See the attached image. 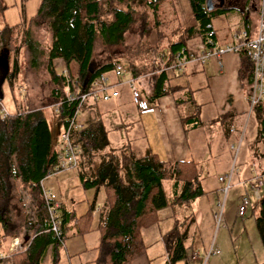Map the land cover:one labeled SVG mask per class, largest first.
I'll use <instances>...</instances> for the list:
<instances>
[{
  "label": "trees",
  "instance_id": "obj_1",
  "mask_svg": "<svg viewBox=\"0 0 264 264\" xmlns=\"http://www.w3.org/2000/svg\"><path fill=\"white\" fill-rule=\"evenodd\" d=\"M186 1L194 26H176L169 33L170 36L178 31L176 39L169 41L161 31L165 21L160 16L162 6H171V0H38L35 20L31 23L40 24L48 36L44 70L49 89L42 106L59 103L51 111L59 118L62 128L75 107L74 103H60L65 93L86 89L94 77L111 69L112 60L109 59L93 64L94 46L99 44L113 57L122 60L124 56L120 47L127 33L137 32L141 37H146L154 31L155 47L152 51L157 52L159 43L163 42L167 52L164 66H169L174 53L184 47L186 40L194 35L201 37L210 19L211 12L205 10V0ZM3 9L5 7L0 0V12ZM25 32L21 43H26L24 50L29 55L28 58L26 56L27 65L35 68L38 65L36 58L41 51L33 47ZM241 55L244 56L243 53ZM54 59L62 63L64 75L55 72L52 65ZM140 68L143 70L145 67ZM127 69L131 75H135L131 65L127 64ZM148 71L151 72L152 68H148ZM157 94L153 91L150 97L153 99ZM252 107L259 114L260 123L264 124V101ZM45 116L41 107L3 117L0 114V227L7 239L17 237L21 231L29 233L23 246L1 258L0 264H42V256L49 245V264H56L66 228L73 229L71 235L97 231L92 264H126L144 253L145 244L141 240L140 229L156 222L157 210L187 204L204 192L190 161H164L153 153L137 157L127 147L121 146L118 155L112 152L100 155L91 174L78 175L83 189H93L92 197L86 209L78 215L58 206L60 235L56 237L49 230L40 185L47 174L56 171L57 143L56 147L51 146ZM70 135L72 141L79 145L78 158L82 155L83 161L92 165L94 153L106 144L101 122L97 119L86 122L72 129ZM164 179L169 182V195L161 184ZM98 190L101 197L97 205ZM20 192L24 193L32 207L31 220L26 215ZM249 209L254 215V225L263 251V259L255 264H264V195L254 199ZM71 218L74 226L68 223ZM188 218L191 221L190 215L184 219L187 221ZM185 220L173 224L161 234V241L167 250L165 264L186 259L183 242L189 223Z\"/></svg>",
  "mask_w": 264,
  "mask_h": 264
},
{
  "label": "crops",
  "instance_id": "obj_2",
  "mask_svg": "<svg viewBox=\"0 0 264 264\" xmlns=\"http://www.w3.org/2000/svg\"><path fill=\"white\" fill-rule=\"evenodd\" d=\"M206 1L210 9L205 10L211 12L208 24L213 30V41L217 45L230 44V36L235 31H243L248 37L252 36L257 20L258 0ZM170 7H172V4ZM187 8L189 13L188 4ZM171 11L172 18L174 19L173 22L175 20L178 21L173 8H171ZM189 17L191 18L190 13ZM188 26H194L192 19L184 27ZM177 34L178 31L173 34L175 39ZM199 40L200 36L194 35L185 41L183 49L187 57H195L197 52L196 46ZM6 41L8 40L6 39ZM242 53L225 54L214 60H206L202 63L191 60L181 70L177 71L168 68L173 63V60L169 66H164L167 52L161 49L145 65L147 68L143 69V72L140 68L134 70L135 75H131L129 70L124 68L118 61L112 60V62L120 64L130 76L138 78L140 97L152 110L140 113L130 102L129 93L124 85L117 87L118 95L115 99L84 105L79 111L76 121L82 125L89 121L99 120L105 130L106 144L94 153L92 165L83 161L82 155L79 156L77 164L74 167L79 170L78 175L81 173L83 176L91 174L100 155L105 152H112V154L118 155L121 146L127 147L137 157L146 153H153L158 159L164 161L188 160L193 163L197 175L200 169L212 171L211 174L216 173L215 181L206 189L203 183L201 185L204 179L200 180L198 175L200 187L204 192L190 200L187 204L182 205L189 206L193 204L196 198L206 194L210 190H221L222 182H219L217 177L230 170L231 175L226 191L230 185H240L242 189L236 191L234 194L235 206L233 207V211L231 213L225 212L224 222L228 223L225 227L226 229L228 227L242 228L247 240L252 236V240H254V236H257L259 241L253 221L254 215L245 216L244 219H241L244 213L241 216H237L235 213L238 198L243 193L248 195V208H250L251 202L254 201L248 191L247 180L254 174L264 173V168L259 169V166H257L258 170L255 168V164L258 163L259 159L262 162L264 161V124L260 123L261 120L257 111L252 109L253 107H249L246 85L250 81L251 69L249 62L244 58L245 56L241 55ZM52 65L60 69L59 73L63 71L61 62L53 60ZM148 68H152V71H148ZM107 73L109 74V71ZM3 81V74L0 72V89L2 88V92L0 91L1 108L5 111L6 115L16 113L19 111L18 108L24 105V102L22 101V106L15 105L14 100L10 96L9 85H6L4 88ZM19 88L23 90L24 87ZM21 90L17 92L19 97ZM153 91H156L158 94L157 97L152 99L150 96ZM4 96H7L5 101H9L7 105L5 101L3 104L1 103L2 99L4 100ZM27 99L30 98L28 97ZM108 114L112 116L109 117L107 116ZM248 119L254 125L251 135V139L254 142L248 145L251 162L249 165L239 169V177H237V168L235 169L230 164L229 155L232 152L233 154L238 152L241 140L240 131ZM113 134H118L119 138L123 136L124 139L115 142ZM54 147H56V143ZM80 160L82 162L79 165ZM232 176L235 177V181H233ZM259 177L261 179L259 196H262L264 195V176ZM66 182L67 177L60 178L57 185L58 187L62 184V191L66 195L65 201L62 202L59 199L53 198L51 193L49 194L50 198L55 201L57 200L58 206L61 205L66 212L71 211L74 215L81 214L84 211V207L80 209L82 204L79 205V202L85 201L86 203L93 192L82 188L81 180L78 176V180L73 184L76 198H71L72 194H70L69 190L71 184ZM84 191L87 192L86 196L83 195ZM164 191L167 195L170 194L168 187ZM100 197L101 192L98 190L96 193L97 205L100 203ZM170 207L175 208L176 204ZM164 208L157 210V220L155 223L140 229L141 240L145 244L144 253L126 264L167 263V250L161 241V234L167 231L179 218L173 219L170 216L165 220L164 224L160 225L161 219L166 218V216L159 217V214L162 215ZM201 209L202 206L197 204L195 211L188 212L187 215L191 216V224H200V226L207 223L210 224V218L212 219L215 213L210 210L209 206H205V212L201 211ZM200 219L205 220L200 221ZM68 223L74 226L73 218ZM245 225L249 228V232L246 230ZM72 232L73 229L71 228L64 229L65 238L62 246L59 248L56 264H92L91 261L95 255L93 247L97 243L98 235L92 237V244H87L84 242L85 238L83 235H87V232L71 235ZM88 232L90 234L95 231L91 230ZM26 233L28 231H21L17 239H20V237L24 239ZM9 241L10 239L2 235L0 227V253L5 255L10 253L8 252ZM212 244L209 246L215 247L213 248L217 250L215 253H209V246L206 249L203 247L201 249L190 248L186 247L183 243L186 259L182 260L187 263H180V260H176L171 264H228L230 261L237 264V255L233 259L230 256L224 257L225 255H222L218 250L215 242ZM221 248L223 249V247ZM231 249L232 246L228 245V250ZM239 252V261L242 264H250L248 257H251L252 253H248V249L245 248L244 243H242ZM50 255L51 246L49 245L45 248L42 256V264H44L45 258L48 261L46 264L50 263ZM191 255H194V257L191 258ZM260 259L254 260L253 258L251 264L259 262Z\"/></svg>",
  "mask_w": 264,
  "mask_h": 264
},
{
  "label": "rangeland",
  "instance_id": "obj_3",
  "mask_svg": "<svg viewBox=\"0 0 264 264\" xmlns=\"http://www.w3.org/2000/svg\"><path fill=\"white\" fill-rule=\"evenodd\" d=\"M37 2L38 0H1V4L5 7V9L0 12V72L3 74V87L5 88L6 85H9L10 96L14 100V104L22 106V101L24 102V105L18 108L19 111L37 109L41 107L42 112L44 113V115H46L45 117L47 118V122L49 125L51 146H54L56 143L57 133L60 131V123L59 118L51 111L54 103L47 106H42V102L44 101L49 89L47 83L48 78L44 70V58L48 42V36L45 32L46 30L42 28L40 24L33 25L31 23L33 22V20H35L34 13L36 10ZM171 4L172 7L167 5L162 6V14L160 16V19L162 21H165V26L161 28V31L164 36L167 35L166 39L169 41L175 40V36L173 37V34L169 36V33L172 31L173 28H175L176 26L184 27L188 25L191 21V18L189 17L188 13L186 0H171ZM171 8L174 9L178 21L175 20L173 22L174 19L172 18ZM24 32L25 34H28L29 40L33 43V47H35L37 51H41V54H43H38L36 58L38 65L35 68H29L27 65L26 56L28 58L29 55L24 50L26 49V43H21L23 37L22 35L24 34ZM153 34L154 31H152L146 37H141V35L137 34V32L127 33L124 42L120 47V52L124 56L122 60L121 58L113 57L112 54H109L106 49L102 48V46H100L99 44H96L93 48V64L96 65L99 63H103L106 59H109V61L118 60L121 61L120 63L123 65L124 68L127 69L128 64V66H132V69L138 70V68H140L141 66H145L151 60L153 55H157L161 49L166 52V47H164L165 45L163 46V42L159 43V46L157 47V52L154 53L152 51V48L155 47ZM6 39L8 40L7 43ZM54 61L60 62L59 59H54ZM53 67L55 72L59 74L60 69L54 65ZM145 68H147V66H145ZM19 87L24 88L23 90H21ZM19 90H21L20 97L19 95H17V92ZM0 91L2 92V88L0 89ZM28 97L30 99H27ZM6 98L7 96H4V100L2 99L1 101L2 104L4 103ZM5 103L7 105L9 101H5ZM107 116L111 117L112 115L108 114ZM253 129L254 125L252 124L250 119H248L244 123L240 131L241 140L239 143L238 152H236L235 154H233L232 152L229 155L230 164H232L235 169L237 168V177H239V169H242L243 167L249 165L251 162V157L249 155L250 149L248 148V145L254 142L251 139ZM113 135L116 140L115 142H119L120 140L124 139L123 136L119 138L118 134ZM257 166H259V169L264 168V161L262 162L261 159H259L258 163L255 164L256 169ZM78 172L79 170L73 167L49 173L42 179L40 185L44 190H48V193H51L53 198L59 199L64 202L66 195L65 192L62 191V184L58 187L57 185L60 181V178L62 179L64 177H67L66 183L71 184L69 186L70 194H72L73 196H71V198H76V192L74 190L73 184L75 181L78 180ZM211 172L212 171H209L207 169L198 170L200 180L204 179V181L201 182V185L203 183L205 189L211 186L210 184L215 181L216 173L211 174ZM232 179L233 181H235L234 176H232ZM161 184L164 190H166L168 187V181L164 179L161 181ZM241 189L242 186L240 185H230L226 193H223L221 190L216 189L210 190L206 194H203L202 196L196 198L193 204H190L189 206L176 205L175 208L167 206L164 208L162 215L159 214V217L166 216L165 219H161L160 225L164 224L165 220L168 219L170 216L173 217V219L179 218L178 221L174 222V224L181 220H185L184 218L187 216L188 212L196 210L197 204L202 206L201 211L203 212L206 211L205 206H209L210 210L215 213L212 219L210 218V224L207 223L206 225L201 226L200 224L193 225L190 223L191 221L189 220V218L187 219V221L185 220V222H188L189 224L186 229V237L183 242L184 245L190 248L201 249L203 247L206 249L209 245L215 242V245L218 247V250L222 253V255H225L224 257L230 256L231 259H233L237 255V264H242L238 259V255L240 253L239 251L241 249V245L242 243H244L245 248L248 249V253H252V256L248 257L250 264L253 258L254 260H258L259 258H261V261L263 257V251L260 247L257 236H254V240H252L253 236L247 240L245 237L246 235L244 233V230L242 228L228 227V229H226L225 227V225L227 226L228 224L227 222H224L225 212L228 211L231 213L233 211V207L235 206V199H233L234 194L236 191ZM85 190L93 192V189L91 188H87ZM86 191H84L83 194L85 196L87 195ZM20 194L24 204L26 215L28 219L31 220L32 207L24 193L20 192ZM91 197L92 194L86 203L85 201L79 202V205L82 204L80 209L83 207L84 210L86 209L87 203L89 202ZM220 203L221 208L219 212V217H217ZM249 215L252 214L250 213L249 208L246 207L244 211V216L241 219H244L245 216ZM201 220L205 219H200V221ZM235 221H237V219H235ZM245 227L246 230L249 232V228L246 225ZM88 233L89 232H87V235L83 234L85 238L84 242L87 244H92V237H95V235H98V233L96 231L90 234ZM28 236L29 233H26L24 239L20 237V239H18L20 246H16V248L12 249L11 251L19 250L23 246L24 242L27 241ZM228 245L232 246L231 250H228ZM221 247H223V249ZM213 248L215 247L213 246ZM46 262L48 261L45 258L44 264H46ZM179 262L183 263L186 261L180 260ZM228 264L235 263L230 261Z\"/></svg>",
  "mask_w": 264,
  "mask_h": 264
},
{
  "label": "built area",
  "instance_id": "obj_4",
  "mask_svg": "<svg viewBox=\"0 0 264 264\" xmlns=\"http://www.w3.org/2000/svg\"><path fill=\"white\" fill-rule=\"evenodd\" d=\"M213 30L209 24L205 25V31L201 35L196 46V55L194 58H189L185 55L183 48H180L173 55V63L169 69L181 70L185 64L191 60H196L200 63L206 60H214L225 54H237L243 52L245 58L249 62L251 74L248 85V103L249 107L256 105L264 100V0H258L257 20L252 36L248 37L243 31L232 32L230 39L231 43L227 45H217L213 41ZM111 70L108 73H100L94 77L86 89L82 91L70 90L65 93L62 102L74 103V109L70 117L66 119L65 124L57 133L56 143L57 150L55 153L56 163L54 168L56 171L73 168L77 164L79 145L74 143L71 138V130L80 126L76 121V117L84 104H93L98 102H107L115 99L118 95L117 87L124 85L129 93L130 102L137 108L140 113L149 112L152 109L148 107L146 102L140 97L138 90V78L130 76L126 70L118 63L111 62ZM64 75V71L61 72ZM59 103H54L53 108H56ZM1 116H6L5 111L0 106ZM231 171H227L223 175L217 177L219 182H222L221 191L225 193ZM259 176H264V173L254 174L248 180V191L253 199L259 197L261 187V179ZM41 195L43 199L44 213L49 220V230L58 237L60 230L58 226V203L50 198L48 190L41 187ZM249 199L246 193L239 196L235 213L241 216L248 206ZM219 211L217 217H219ZM215 215V214H214ZM213 215V216H214ZM20 246L17 237L10 238L8 252ZM217 250L209 246V253H215ZM6 256L0 253V259ZM194 255H191L193 258Z\"/></svg>",
  "mask_w": 264,
  "mask_h": 264
},
{
  "label": "water",
  "instance_id": "obj_5",
  "mask_svg": "<svg viewBox=\"0 0 264 264\" xmlns=\"http://www.w3.org/2000/svg\"><path fill=\"white\" fill-rule=\"evenodd\" d=\"M205 9L206 10H209L210 9V6H209V4H208V2L205 0Z\"/></svg>",
  "mask_w": 264,
  "mask_h": 264
},
{
  "label": "bare ground",
  "instance_id": "obj_6",
  "mask_svg": "<svg viewBox=\"0 0 264 264\" xmlns=\"http://www.w3.org/2000/svg\"><path fill=\"white\" fill-rule=\"evenodd\" d=\"M262 104V103H261Z\"/></svg>",
  "mask_w": 264,
  "mask_h": 264
}]
</instances>
